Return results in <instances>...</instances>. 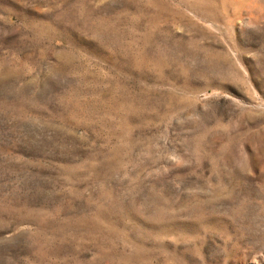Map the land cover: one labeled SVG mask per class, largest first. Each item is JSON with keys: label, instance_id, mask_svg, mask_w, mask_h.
<instances>
[{"label": "rangeland", "instance_id": "374dc122", "mask_svg": "<svg viewBox=\"0 0 264 264\" xmlns=\"http://www.w3.org/2000/svg\"><path fill=\"white\" fill-rule=\"evenodd\" d=\"M0 264H264V0H0Z\"/></svg>", "mask_w": 264, "mask_h": 264}]
</instances>
